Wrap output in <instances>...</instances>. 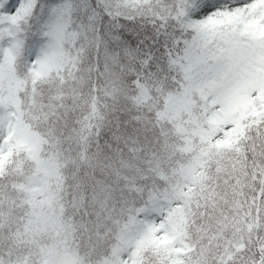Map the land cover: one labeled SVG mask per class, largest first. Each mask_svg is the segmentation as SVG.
<instances>
[{
  "label": "snow or ice",
  "instance_id": "1",
  "mask_svg": "<svg viewBox=\"0 0 264 264\" xmlns=\"http://www.w3.org/2000/svg\"><path fill=\"white\" fill-rule=\"evenodd\" d=\"M0 264H264V0H0Z\"/></svg>",
  "mask_w": 264,
  "mask_h": 264
}]
</instances>
